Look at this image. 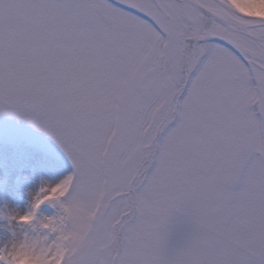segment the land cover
Returning a JSON list of instances; mask_svg holds the SVG:
<instances>
[{"label": "snow or ice", "instance_id": "1", "mask_svg": "<svg viewBox=\"0 0 264 264\" xmlns=\"http://www.w3.org/2000/svg\"><path fill=\"white\" fill-rule=\"evenodd\" d=\"M0 264H264V13L0 0Z\"/></svg>", "mask_w": 264, "mask_h": 264}, {"label": "clouds", "instance_id": "2", "mask_svg": "<svg viewBox=\"0 0 264 264\" xmlns=\"http://www.w3.org/2000/svg\"><path fill=\"white\" fill-rule=\"evenodd\" d=\"M234 3L244 12L264 13V6H260L254 0H234Z\"/></svg>", "mask_w": 264, "mask_h": 264}]
</instances>
